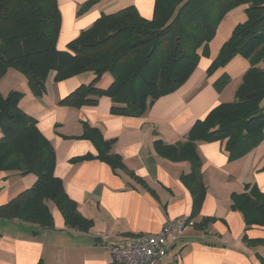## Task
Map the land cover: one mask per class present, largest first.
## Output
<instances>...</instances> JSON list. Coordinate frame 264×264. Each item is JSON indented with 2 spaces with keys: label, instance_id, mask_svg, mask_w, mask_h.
Returning <instances> with one entry per match:
<instances>
[{
  "label": "crops",
  "instance_id": "1",
  "mask_svg": "<svg viewBox=\"0 0 264 264\" xmlns=\"http://www.w3.org/2000/svg\"><path fill=\"white\" fill-rule=\"evenodd\" d=\"M89 1L56 0L61 17L57 50L64 51L102 13L133 5L142 18L152 17L153 0H98L82 10ZM218 52L200 57L186 82L152 101L140 117L112 115L107 97L81 108L60 105L80 84L91 81V73L56 82L55 72L50 71L41 97L31 95L25 79L20 89L12 85L7 92H22L20 108L35 120L53 148L54 176L92 226L87 230L67 227L52 203H48L52 227L0 219V264H110L101 235L120 243L129 236L156 234L166 223L191 216L192 196L181 179L189 173L190 165L158 156L153 142L173 145L184 141L196 120L203 119L216 105L234 100L247 69L241 71L235 84L229 82L218 93L213 84L225 72L218 69L207 77ZM14 72L10 68L4 77ZM111 83L112 77L104 73L96 87L107 89ZM260 107L264 108V99ZM84 126L99 129L104 140H114L110 152L120 157L121 165L112 167L96 158L93 143L80 138ZM196 152L206 187L204 200L198 213L189 219L192 225L175 240L167 241L168 255L158 264H264V245L250 246L243 241V237L264 240V226L247 225L242 213L231 208L232 194L248 193L252 188L264 194V132L260 142L234 160L228 159L220 142H198ZM85 155L93 158L72 162ZM34 181L33 175L0 172V206Z\"/></svg>",
  "mask_w": 264,
  "mask_h": 264
},
{
  "label": "trees",
  "instance_id": "2",
  "mask_svg": "<svg viewBox=\"0 0 264 264\" xmlns=\"http://www.w3.org/2000/svg\"><path fill=\"white\" fill-rule=\"evenodd\" d=\"M97 1L90 0L82 10ZM239 5L246 6V20L232 29L207 70L209 77L236 56L249 62L234 100L216 105L196 120L184 141L173 145L153 142L158 156L190 165L189 173L181 179L192 196L191 219L206 194L196 143L220 142L228 159L234 160L263 139L264 108L260 103L264 99V66L260 63L264 62V0H153L150 20L129 5L100 14L64 51L56 48L61 25L56 0H0V78L8 69H15L25 76L31 95L41 97L50 71L55 72L56 82L91 73L89 83L80 84L59 104L81 108L107 97L112 115L140 117L152 101L186 82L200 57L208 55L209 41L224 13ZM104 73L112 77V83L99 89L96 83ZM229 81L222 74L213 85L219 93ZM22 97L15 90L6 97L0 93V172L33 175L35 181L0 206V219L52 227L48 207L52 203L67 227L87 230L92 221L79 214L76 203L54 176L53 148L35 120L20 108ZM80 138L93 143L96 158L112 167L121 165L120 157L110 152L114 140H104L99 129L84 126ZM91 158L85 155L72 162ZM231 202L247 225L264 226V194L252 188L248 193L232 194ZM243 241L250 246L264 245L262 239L243 237Z\"/></svg>",
  "mask_w": 264,
  "mask_h": 264
},
{
  "label": "built area",
  "instance_id": "3",
  "mask_svg": "<svg viewBox=\"0 0 264 264\" xmlns=\"http://www.w3.org/2000/svg\"><path fill=\"white\" fill-rule=\"evenodd\" d=\"M190 225L188 217H180L156 234L129 236L120 243L108 241L105 235L100 237L102 247L110 254V264H158L168 255L167 241L175 240Z\"/></svg>",
  "mask_w": 264,
  "mask_h": 264
},
{
  "label": "rangeland",
  "instance_id": "4",
  "mask_svg": "<svg viewBox=\"0 0 264 264\" xmlns=\"http://www.w3.org/2000/svg\"><path fill=\"white\" fill-rule=\"evenodd\" d=\"M120 1L123 3L128 0H120ZM245 7H246L245 5L235 6L224 13L221 20L216 26L214 36L209 41L208 52H211V54L217 52L222 46V44L225 41H227V39L229 38L232 29L237 24L243 23L246 20V15L244 12ZM248 68H249V62L241 57L236 56L233 59H231L221 69L229 77L230 79L229 82H231V84H235L236 81L239 80V77L242 73L241 71H243V69H248ZM5 74L0 78V90L1 92L3 91L2 93H4L3 95L1 94L3 97H6L8 93L7 91L10 89L12 85H14L15 89H20L21 85L23 84V80L24 79L26 80L25 76L19 71L14 72L13 76H11L12 73H9L7 77H4ZM16 91L20 92L19 90Z\"/></svg>",
  "mask_w": 264,
  "mask_h": 264
}]
</instances>
